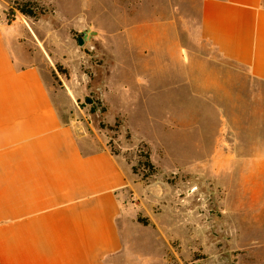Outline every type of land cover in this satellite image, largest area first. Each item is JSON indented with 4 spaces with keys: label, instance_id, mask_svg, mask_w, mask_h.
I'll list each match as a JSON object with an SVG mask.
<instances>
[{
    "label": "crops",
    "instance_id": "crops-1",
    "mask_svg": "<svg viewBox=\"0 0 264 264\" xmlns=\"http://www.w3.org/2000/svg\"><path fill=\"white\" fill-rule=\"evenodd\" d=\"M130 1L128 14L166 18L132 29L135 48L150 54L139 59L148 72L124 76L119 87L134 104L166 97L183 128L191 109L220 121L228 86L235 95L239 80L264 83V0ZM7 5L0 0V264H119L132 177L108 148L83 146L44 50L29 26L16 27L19 15L8 23ZM229 145L228 156L212 151L218 165L264 178V136L237 130Z\"/></svg>",
    "mask_w": 264,
    "mask_h": 264
},
{
    "label": "rangeland",
    "instance_id": "rangeland-1",
    "mask_svg": "<svg viewBox=\"0 0 264 264\" xmlns=\"http://www.w3.org/2000/svg\"><path fill=\"white\" fill-rule=\"evenodd\" d=\"M7 1L6 13L15 0ZM36 1L46 12H17L16 27L29 26L44 50L65 118L88 151L108 148L132 177L120 218L128 253L119 264H264V178L231 175L212 153L229 154L237 130L264 136V83L239 80L235 95L228 86L218 98L226 110L220 121L191 109L182 128V113H169L166 97L145 98L142 106L119 88L124 76L148 72L139 59L150 54L135 48L132 29L166 18L128 14L130 0ZM88 96L107 110L91 112Z\"/></svg>",
    "mask_w": 264,
    "mask_h": 264
},
{
    "label": "trees",
    "instance_id": "trees-1",
    "mask_svg": "<svg viewBox=\"0 0 264 264\" xmlns=\"http://www.w3.org/2000/svg\"><path fill=\"white\" fill-rule=\"evenodd\" d=\"M17 12H21L24 15L38 18L41 15H43L46 12V9L44 6L40 5L38 1L36 0H15L14 3L10 6V8L7 10V21L8 23H12L16 19ZM57 70L60 73H63L65 75H68V70L66 68H63L61 64H57ZM86 103H89L91 105V112H96L98 107H102L103 111L107 110V107L102 104V101L100 99H93L90 96L86 98ZM118 125V123H117ZM102 127H106V124L101 123ZM145 164L151 168H153V164L150 161L148 152L145 153ZM140 222H144L145 224H148V220L139 218Z\"/></svg>",
    "mask_w": 264,
    "mask_h": 264
},
{
    "label": "water",
    "instance_id": "water-1",
    "mask_svg": "<svg viewBox=\"0 0 264 264\" xmlns=\"http://www.w3.org/2000/svg\"><path fill=\"white\" fill-rule=\"evenodd\" d=\"M84 41H85V40H84L83 37H80V38L78 39V42H79L80 45H82V44L84 43Z\"/></svg>",
    "mask_w": 264,
    "mask_h": 264
}]
</instances>
